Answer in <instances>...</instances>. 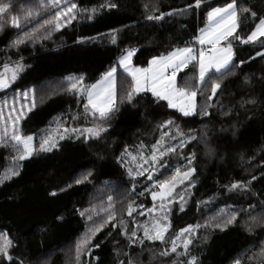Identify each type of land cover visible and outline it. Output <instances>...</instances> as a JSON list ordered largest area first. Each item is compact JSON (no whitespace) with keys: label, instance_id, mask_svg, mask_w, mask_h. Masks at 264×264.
<instances>
[{"label":"trees","instance_id":"obj_1","mask_svg":"<svg viewBox=\"0 0 264 264\" xmlns=\"http://www.w3.org/2000/svg\"><path fill=\"white\" fill-rule=\"evenodd\" d=\"M38 2L36 0L31 6L13 5V12L6 18L4 30L0 31V71L5 63L14 65L21 57L20 62L25 65L17 80L7 89L0 90V109L5 118L11 108L20 110L17 101L31 103L24 100L23 93L34 88L52 70L58 78L66 77L69 72L76 77L83 75L84 83L90 85L103 68L114 64L125 50L135 49L132 64L144 67L152 57L183 47L185 42L193 45L199 29L205 25L210 7H223L232 0H204L199 9L194 7V0H112L118 6L111 9L100 7L107 0H71L80 9L96 8V14L89 20V13L81 12L77 20L59 32H53L48 39H43L46 33L42 29L35 41H28L19 48L10 47V41L20 32L11 26V15L23 18L24 14L19 10L26 11ZM0 3L4 1L0 0ZM238 3L251 9L248 13H240L238 33L246 39L259 19L264 18V0H238ZM189 5L193 7L184 13L174 12ZM252 11L256 13L255 17ZM169 12L174 14L165 15L161 21L146 19L148 14ZM45 18L42 15L37 20ZM37 20L26 24L23 31L35 27ZM113 34L117 37L116 43H112ZM261 41L264 37L249 44L232 40L234 63L238 66L220 80L221 89L213 98L214 106L207 117H183L169 109L164 101L157 102L150 93L137 95L134 104L126 100L120 103V97L129 90L131 81L119 75L116 88L119 110L104 122L107 132L101 138L86 140L84 136L77 138V133L75 137L59 141L51 152L38 151L29 159L18 162L20 175L0 184V234H7L13 241L10 248L13 260H5L3 264H21V261L23 264H75V242L92 223L80 212L92 206H106L109 196L113 197L117 220L124 219L129 231L145 224V215L139 213H145L152 206L150 192L156 190L152 189V184L174 174L176 168L186 171L189 167L187 159L193 154L191 167L196 172L191 179L194 187L185 181L174 193L187 191V204L183 212L178 203L170 205L172 214L171 227L166 234L167 246H171L170 238L182 228L204 225L213 217L235 211L237 221L224 231L201 227L190 246V253L197 256L200 264H234L236 258L240 264H260L264 227L254 228L250 233L247 225L252 216L264 212V57L256 55L258 51L264 52ZM240 61L244 63L240 64ZM188 70L187 67L185 72ZM210 75L215 79V75ZM206 85L204 95H211ZM62 99L67 108L56 115L55 120L63 118L65 126L72 129L93 126L92 118L84 115V97L65 95ZM250 99L255 103H246ZM197 100L202 106L204 96L198 95ZM223 112L229 114L223 115ZM74 116L77 118L73 119ZM169 118L175 120L185 134L198 139L165 155L154 171L145 164L144 167L151 171L152 180L145 173L133 181L127 174V167L135 169V162L127 156L122 160L123 150L127 147L136 154L143 142L144 151L150 154L151 146L165 131L168 136L164 137V146L177 145L179 138L171 139L175 135L174 126L158 127ZM48 124L39 125L33 109L21 120L20 127L23 135L37 136ZM38 147L36 142L37 150ZM15 155L10 147H0V177L14 166ZM88 172L91 175L87 180L80 184L75 182ZM252 176L256 179L252 180ZM238 181H251L248 190L229 192L226 186ZM53 192L55 195H50ZM141 192L144 194L139 195ZM130 201L135 206L143 205L137 207L131 217L127 215ZM93 219L99 222L98 217ZM142 234L140 228L137 236ZM205 235L207 242L203 241ZM178 244L181 246L177 251H183L182 243ZM92 245L91 253L81 256V264H118V260L127 264L129 258L135 264H161L165 260L172 264L177 259L175 254L153 259L147 250L141 255V246L129 247L126 237L120 234L119 228L113 229L111 223L97 233ZM145 245L157 252L165 247L159 241L152 244L145 241ZM179 259L186 260L187 257Z\"/></svg>","mask_w":264,"mask_h":264},{"label":"snow or ice","instance_id":"obj_2","mask_svg":"<svg viewBox=\"0 0 264 264\" xmlns=\"http://www.w3.org/2000/svg\"><path fill=\"white\" fill-rule=\"evenodd\" d=\"M204 0H194V7L199 9ZM118 5L112 0H107L105 4H102L101 8H116ZM147 9V6H145ZM193 7L189 5L185 9H176L174 12L184 13L188 8ZM153 8H157L153 5ZM158 10V8H157ZM251 9L239 5L238 0H232L223 7H210V10L206 13V24L203 28L199 29V35L195 37L196 43L201 45L199 52L194 49L190 42H185L183 47H175L168 51L167 54H161L154 56L148 61V67H134L132 66V57L135 53V49L125 50V53L119 58V65L124 71L131 77V85L129 90L120 97V103H124L126 100L130 104L135 103L137 94L142 92H150L157 102L166 101L169 109H175L183 117H193L195 115H201L207 117L210 115L209 109L214 106L213 98L217 96L218 89H221L220 80L229 74H232L234 67H237L234 63V45L232 40H239L242 44H249L256 42L260 37H264V18L259 19L255 29L251 31L247 38H243L238 33L239 24L241 21L240 13H248ZM13 12V5L11 3H0V31L4 30L7 17ZM81 12H88L87 19L91 20L97 12L96 8L80 9L79 6L71 2V0H39L35 7L26 9L23 18L21 16L13 14L11 15L10 24L13 28L20 30L15 39L10 41V47L19 48L21 45L26 44L28 41H35L37 34L40 30H44L46 35L43 39L51 37L53 32H59L62 28L70 25L73 21L77 20L78 15ZM173 12L167 14L161 13L160 15L148 14L146 19L149 21H161L165 15H173ZM46 16L47 18L42 21L37 20L40 16ZM252 15L255 17L256 13L252 11ZM33 20H37L36 26L28 31H23L26 24ZM231 38V40L229 39ZM112 43H116L117 37L115 34L111 36ZM222 41H227L222 45ZM264 45V41H261ZM209 45L210 47H205ZM257 56L264 57V52H257ZM23 57L20 58L22 60ZM16 61L14 65L5 63L3 65V71H0V90L7 89L12 83H14L20 72L24 70L25 65ZM244 61H240L243 64ZM190 64L198 68V76L194 82L192 80H186L183 85L177 82V73L187 68ZM214 70V73H213ZM116 68L113 67L109 71L105 72L99 80L94 84L87 85L84 83V76H68L65 77L67 81V91L71 94L86 97L87 103L84 105L85 118L91 116L94 121L93 126L84 128L83 130L73 128L71 132L79 133V136H84L87 139H99L102 134L107 132V127L104 122L112 118L113 114L119 110L117 105V93H116V77L114 73ZM212 73L215 75V79L211 84V95H204L206 89L205 85L207 80L211 79ZM247 82V80H246ZM204 96L203 105L201 106L197 100V97ZM29 92L23 93L24 100L27 101ZM246 103H255V100H248ZM223 108L222 104H219ZM36 107L35 94H32V103H22L20 110L17 111L15 107L11 108L8 112L7 118L4 117L3 110L0 109V147H10L16 155L13 157L14 166L8 170L6 174L0 177V184H3L6 180H11L13 177L20 175L21 165L20 161H25L39 152H51L58 146L57 140L53 135L49 134L41 139L39 149L34 147V137L31 135H23L20 127L21 120H23L28 113H30ZM223 115H228V112H223ZM77 117H73L76 119ZM175 127V135L171 139L175 140L179 138L177 145L164 146V137L168 136V132H162L161 138L151 146L150 154L144 151L145 144L142 142L138 146V151L133 154L127 147L121 154V159L125 156L129 157L131 161L135 162V169L133 167H127L128 176L135 181L137 177L144 176L148 173L147 178L152 180V174L149 168L153 171L159 161L167 154H173L176 152L177 147L183 149L185 144L192 140L198 139L197 136L185 134L179 125L175 123V120L169 118L158 125L160 128ZM59 139H65V134L69 132L68 128H63V132H59ZM221 131L225 129L221 128ZM194 159V154L189 156L186 171H181L180 168L174 169V174L169 177L157 180L152 184V189H159L158 191L152 190L150 192L151 198L154 202L153 207L148 209L150 214V222L140 225L139 227H133L129 231V225L124 219L117 220V211L114 207L113 197H108V203L106 206L101 205L99 207L92 206L88 209H84L80 212L82 217H87L88 221L92 223L86 226V232L81 235L75 242V264H81V256L86 253H91L92 241L94 237L103 228L107 227L111 223L113 229L119 228L120 234L125 236L128 242V246H141V255L144 250H147L153 259L159 257H169L175 254L177 259L172 261V264H200V260L196 255L190 253V246L194 243V238L198 236V230L203 227L205 229H219L224 231L229 225L237 221V213L235 211L224 213L219 217H213L212 221L206 222L204 225H188L182 228L175 237L170 238L171 246L168 247V239L166 234L171 227L170 215L172 214V208L170 205L179 204V210L183 212L187 201L185 200L184 193L176 194V189L179 185L189 182L190 187H194L192 177L196 172L194 167H191ZM123 163L127 165V161ZM148 164L149 168H145L144 165ZM91 175L88 172L82 178L77 179V184L87 180ZM256 177L252 176V180ZM251 181L245 183L242 181L233 182L227 187L229 192L243 190L247 191ZM135 190V184H133V191ZM148 190L147 188L145 189ZM141 192L139 195H143ZM55 195V192L50 193ZM178 196V198H177ZM159 201L158 207L156 203ZM137 207L142 208L143 205L135 206L133 201H130L127 206V215L132 216L137 211ZM158 213V214H157ZM103 214V215H101ZM139 215H144V212H140ZM98 217L99 222L93 219ZM264 227V212L258 216L251 217V223L247 225V231L252 232L254 228ZM142 228V236H137V231ZM208 236L203 237V241L207 242ZM145 241L149 244L159 241L165 245V247L159 252L155 248H150L145 245ZM181 241L183 251L178 252L177 249L181 245L177 243ZM13 241L9 239L7 234H0V264L3 261H12L13 257L10 254V248ZM99 247V245H94ZM123 255H128L123 253ZM261 261L260 264H264V248L261 249ZM179 257H187L186 260H180ZM21 264L23 262L21 261ZM118 264H123V261L118 260ZM127 264H135V261L131 258L127 261ZM161 264H168V262L162 261ZM234 264H240V260L236 258Z\"/></svg>","mask_w":264,"mask_h":264},{"label":"rangeland","instance_id":"obj_3","mask_svg":"<svg viewBox=\"0 0 264 264\" xmlns=\"http://www.w3.org/2000/svg\"><path fill=\"white\" fill-rule=\"evenodd\" d=\"M3 1H4V3H11L12 5L21 4L22 6H26V5L31 6V5H34L36 3V0H3ZM19 11H20L19 13H21L22 15L25 13L24 10H19ZM206 22H207V20L205 21V24H206ZM198 35H199V31H198ZM221 43L223 45V44H226L227 41H222ZM205 47L207 48L210 46L205 45ZM200 48H201V45L196 43V46L194 47V49L197 51V54H198ZM233 60H234V57H233ZM132 66H134V65L132 64ZM113 67L116 68V72L114 73V75L116 77V88H117V81H118L119 75L126 76L131 81V77L128 76V74L124 71V69L122 67H120L119 59H118L114 64H111L110 66L104 67L103 71L100 72V74L97 76V78L91 84H94L97 80H99L101 78V76L105 72L109 71ZM134 67H138V66H134ZM147 67H148V63L146 66H144L142 68H147ZM188 68L190 70L187 72H184L182 70L181 72L177 73L178 84L183 85L186 80H192L194 82L195 78L198 76V68L197 67H194L192 64H190L188 66ZM213 72H214V70H213ZM68 76H74L73 72H69L66 75V77H68ZM180 76H181V78H180ZM213 80L214 79H211L207 83V85H206V87L208 89L207 91L211 92V84H212ZM28 92H29L30 97H28L27 100H30L31 103H32V94L33 93L35 94L36 107L34 109H35L36 114H37V123L41 126L49 123L47 127H45L42 131L39 132L40 133L39 135L33 136L34 137L33 144H34L35 148H36V142L38 143V146H39L41 139L44 136H47L49 134L54 136V138L57 140V144H58V142L61 141L59 139V134L57 131L58 125L61 126V127H59L60 133L63 132V128H65V127L69 129V132L67 134H65V138L75 137V135L77 133L71 132L72 128L65 126L66 121L63 120V118L59 117L56 120L54 118L61 111L65 110L67 108L66 103L62 99L63 96L70 95L71 97H77V98L80 97V96L71 94L67 91V81L65 80V77L64 78H58L55 74V71L52 70L48 73V75L45 78H43L41 81H39L37 83V85L34 88H31ZM143 93H150V92H142V93H139L137 95H140ZM17 100H18V98H17ZM84 100H85V104H86L87 103L86 97H84ZM164 102L167 104L166 101H164ZM17 104L20 108L21 102L17 101ZM16 110L19 111L17 108H16ZM173 110H175V109H173ZM88 117L91 118V116H88ZM158 190L159 189H156V191H158ZM150 198H151V196H150ZM151 202H152V206H151V208H152L153 204H154L152 198H151ZM155 203H156V206L158 207L159 201H157ZM144 215H145L144 216L145 217L144 222L149 223L150 222V214L148 213V211H146L144 213ZM178 242H181V241H177V243Z\"/></svg>","mask_w":264,"mask_h":264},{"label":"crops","instance_id":"obj_4","mask_svg":"<svg viewBox=\"0 0 264 264\" xmlns=\"http://www.w3.org/2000/svg\"><path fill=\"white\" fill-rule=\"evenodd\" d=\"M198 36V35H197ZM193 47H195L196 46V41L194 42V44L192 45ZM190 70V69H189ZM188 70V71H189ZM183 71L185 72V70L183 69ZM214 73V72H213ZM180 78H181V76H180Z\"/></svg>","mask_w":264,"mask_h":264},{"label":"built area","instance_id":"obj_5","mask_svg":"<svg viewBox=\"0 0 264 264\" xmlns=\"http://www.w3.org/2000/svg\"><path fill=\"white\" fill-rule=\"evenodd\" d=\"M184 70H186V68Z\"/></svg>","mask_w":264,"mask_h":264}]
</instances>
